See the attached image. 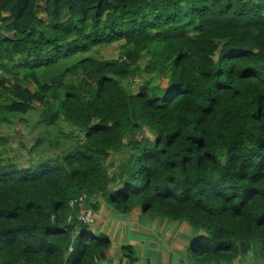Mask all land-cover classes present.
Returning a JSON list of instances; mask_svg holds the SVG:
<instances>
[{
	"label": "trees",
	"instance_id": "1",
	"mask_svg": "<svg viewBox=\"0 0 264 264\" xmlns=\"http://www.w3.org/2000/svg\"><path fill=\"white\" fill-rule=\"evenodd\" d=\"M38 8L0 0V119L38 110L45 131L34 146L61 119L83 138L58 160L0 163V264H135L132 246L116 263L109 236L77 219L98 198L122 215L139 205L197 228L186 249L194 264H233L250 251L264 260V0ZM120 40L119 59L87 55ZM152 46L163 59L126 90ZM144 128L151 140L139 137Z\"/></svg>",
	"mask_w": 264,
	"mask_h": 264
},
{
	"label": "rangeland",
	"instance_id": "2",
	"mask_svg": "<svg viewBox=\"0 0 264 264\" xmlns=\"http://www.w3.org/2000/svg\"><path fill=\"white\" fill-rule=\"evenodd\" d=\"M44 1L45 0H39L38 10L41 16H45ZM186 10H188V8H186ZM123 45V40H120L108 46H97L88 52L87 55L98 59H119L122 55ZM143 55L144 57L140 58L135 66L137 68H135L134 77L130 80L124 79L121 82L122 86L128 91H136L142 84V81L146 78V73L142 72V67L149 62V60L154 58H156V60L159 58L163 59L158 46L150 47L148 51L143 52ZM156 55L158 56L156 57ZM65 64H67L66 61H62L61 64H58L49 71L53 73L57 72L61 70ZM8 69L19 71V68L13 66V64H10ZM0 73H2V70H0ZM38 115V110H33L25 114L4 115L5 119H0V163L6 164L13 162L22 167H30L42 160H58L61 159V156L70 148L72 143L82 140V132L69 122L61 119L54 129L52 127L47 130L45 137L41 138V143L34 146L37 137L41 136L42 132L45 131L44 128L37 125L39 119ZM138 134L139 137L147 136L149 140L152 139L151 134H149L145 128ZM118 157V154L114 153L110 160H118ZM147 215L150 216L149 213H147ZM184 226H187V230ZM173 228V253L178 256V251L181 252L179 258L180 261H183V264H194L190 254L186 250L187 247L184 248L185 246H182L184 249L181 247L178 248L179 250H176L174 241L178 243L179 238H182L184 239L182 242L186 240L189 244L192 238L201 232L185 222H179L178 225H175ZM175 237L177 238L175 239ZM256 257L255 252L250 251L243 257L239 256L233 264H264L262 258ZM175 261H177V259H175Z\"/></svg>",
	"mask_w": 264,
	"mask_h": 264
},
{
	"label": "crops",
	"instance_id": "3",
	"mask_svg": "<svg viewBox=\"0 0 264 264\" xmlns=\"http://www.w3.org/2000/svg\"><path fill=\"white\" fill-rule=\"evenodd\" d=\"M97 200L100 207L94 211L93 219L87 225L92 233H105L109 236L114 262L117 263L122 258L123 245L132 246L136 256L135 264H172L180 260L181 252L178 251V256L173 253L172 244L173 227L180 221L172 222L173 220L149 216L139 205L122 215L102 198ZM184 228L187 230V226ZM182 240L184 239L179 238L178 243L174 241L176 250L182 246L188 247V242Z\"/></svg>",
	"mask_w": 264,
	"mask_h": 264
},
{
	"label": "built area",
	"instance_id": "4",
	"mask_svg": "<svg viewBox=\"0 0 264 264\" xmlns=\"http://www.w3.org/2000/svg\"><path fill=\"white\" fill-rule=\"evenodd\" d=\"M85 199V195H82L78 198V201L82 202ZM94 216V210L91 207L81 206L78 213L77 219L85 224H88L92 221Z\"/></svg>",
	"mask_w": 264,
	"mask_h": 264
}]
</instances>
